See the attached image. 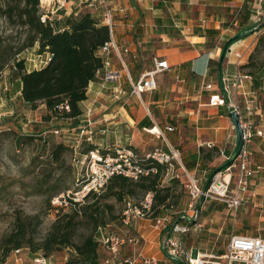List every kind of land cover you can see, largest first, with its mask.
Returning <instances> with one entry per match:
<instances>
[{
    "label": "crops",
    "instance_id": "1",
    "mask_svg": "<svg viewBox=\"0 0 264 264\" xmlns=\"http://www.w3.org/2000/svg\"><path fill=\"white\" fill-rule=\"evenodd\" d=\"M110 1L115 9L113 39L119 51L113 50L109 58L111 68L122 72L121 82L104 83L101 80L103 74H99L89 87L88 99L82 103L84 115L76 121L78 128L72 131L80 133L86 123L87 109H91L93 112L90 120L95 124L92 126L94 134L91 145H98L101 151L118 146H131L136 150L142 149V155L156 149L165 153L176 150L181 154V164L174 162L176 168L182 165L197 180L200 187H206L212 172L228 162L238 144V132L232 118L231 105L238 102L244 106L248 98L244 95H255L258 110L254 122L257 126L264 125V88L263 85L261 88L257 87V74L245 80L242 90H238L237 94L228 100L227 105H210L212 96L226 94L224 80L235 79L237 75L249 72V69L244 67L250 62V56L256 48L257 36L262 29L232 44L224 60L220 61V58L223 45L229 38L237 36L248 27L262 24V18H257L264 13V0H261L262 3H259V0ZM259 7H263V11L258 10ZM247 11L251 13V18L245 23L243 19ZM94 15L97 19L101 18V13ZM125 48L130 51L126 53L123 50ZM155 58L167 61L171 66L170 70L156 76L158 87L154 92L143 93L140 97L130 95L132 82L139 81L141 75L154 68ZM36 59L34 54L30 56L29 68H32V65L36 67ZM219 61L222 62L221 76L217 72L212 73L210 68L212 62ZM15 83H10L5 78L0 82V90H4L3 95L9 107L0 105V117L14 111L15 106L10 103L13 98L23 102L20 83ZM118 85L123 93L120 99H116L114 95ZM208 86L211 88L208 89ZM5 118L7 117L2 118L0 133L11 130L9 126L5 128L9 123ZM71 121L69 125L73 123ZM125 123L133 129L132 138L135 135L140 138L138 145H134L132 140L123 143ZM62 124L64 125V122ZM171 127L173 130L169 131ZM154 128L159 129L162 137H154L148 132ZM29 132L28 135H32L35 130L31 129ZM77 136V140L73 142L76 144L74 147L81 145L80 135ZM152 144L154 149L146 152L148 147H153ZM249 148L252 152L248 165L251 174L249 193L246 197L248 202L245 206L256 208L264 205V138L255 137ZM171 180L165 176L163 183ZM186 180L184 176L179 181L183 185ZM187 202L184 203L185 211L191 200ZM206 208L204 204L202 210ZM227 211L230 214L231 211ZM185 216L188 223L183 225L190 226L191 231L189 234L180 235L183 243L190 236H199V231H202L197 228L199 222L203 226L208 221L214 223L217 220V215L204 218L203 221L201 218L195 220L189 209ZM147 221L151 222L150 225L146 224L151 228V233L164 232V242L169 235H166V229L158 230L149 218ZM131 227L132 221L125 226L123 233H131ZM137 234L145 236L146 240L137 246H123L115 264H124L123 260L127 259L124 256L130 251L134 252V256H129L130 258H135L143 252L145 259L153 258L157 261L156 264H185L183 261L169 262L163 243L160 244L163 251L152 252V247L148 245L151 243L148 241L149 235L140 231ZM190 250L194 254H214V249L207 247H192ZM110 257L106 248L100 246V263L103 264L104 260ZM39 259H43V262L37 263ZM6 264H67V257L60 253L46 257L23 248L20 254L13 253ZM137 264L150 263L138 258Z\"/></svg>",
    "mask_w": 264,
    "mask_h": 264
},
{
    "label": "trees",
    "instance_id": "2",
    "mask_svg": "<svg viewBox=\"0 0 264 264\" xmlns=\"http://www.w3.org/2000/svg\"><path fill=\"white\" fill-rule=\"evenodd\" d=\"M40 3L41 0H4V4L0 6L1 17L9 25V29L15 30L16 35H8L0 27V82L5 78L10 83H20L25 108L34 112L43 105L48 113L45 117L47 121L54 119V116L60 117L64 126L72 131L78 128L76 121L84 115L82 103L88 99L90 85L104 70L102 49L112 40V35L109 25L88 11L76 16L72 14L43 22ZM250 14L247 11L243 22L246 23L251 18ZM263 27V23L256 27H248L237 36L229 38L223 45L220 61L224 60L232 44L244 40ZM263 39L264 33L260 37V40ZM32 54L37 58H43L46 63L36 67L32 65V68H29L28 63ZM220 61L211 63L212 73L217 72L220 75L222 67ZM253 66V61L250 60L244 69ZM255 74L256 85L261 88L264 84V71L249 75ZM69 121L73 123L69 125ZM21 135L24 136V140L40 139L46 142L42 134ZM90 143L84 139L75 151V143L57 142L48 153V157L52 159L50 165L61 163L69 151L76 155L77 164H81L84 155L91 150L99 149L98 145ZM101 153L111 155L115 151L106 149ZM144 165L156 167L157 174L142 176L139 180L114 176L102 191L90 192L80 202L68 198V205L52 206L51 196L48 204L57 215L46 236L41 234L43 220L39 216L16 214L11 230L0 235V264H6L13 253L23 248L46 257L65 249H72L74 254L68 259L67 264H101L98 228H106L108 221L117 219L123 223L124 212L130 204L140 207L154 225L160 220L170 219L171 223L165 230L166 235L171 234L174 225L188 223L185 215L178 214L184 210V185L176 179L164 184L167 173L165 166L153 161L145 162ZM225 167L226 163L220 169ZM220 169L213 171L210 178ZM81 172V179L76 181V186L83 184L86 179L84 168ZM43 187L44 185L41 188ZM57 190L59 186L53 185L48 193L54 194ZM8 195L6 187L0 188V201L5 200ZM148 195L152 201L149 209L142 206ZM112 199L126 205L122 215L115 216L116 204L109 202ZM81 224H87L90 231L81 243H76ZM220 253L223 254L222 251Z\"/></svg>",
    "mask_w": 264,
    "mask_h": 264
},
{
    "label": "built area",
    "instance_id": "3",
    "mask_svg": "<svg viewBox=\"0 0 264 264\" xmlns=\"http://www.w3.org/2000/svg\"><path fill=\"white\" fill-rule=\"evenodd\" d=\"M42 11V21H53L55 18H61L62 16H69L74 14L75 16L83 11L101 13L103 22L109 25L110 35L112 40L102 49L104 55V70L101 80L104 83L110 81L119 84L122 78V72L114 70L110 65V54L113 50L119 51L117 45L113 39L114 19L113 12L115 11L113 4L110 0H41L40 3ZM264 33V28L261 30ZM126 53L130 49H123ZM39 59V60H38ZM36 66L45 64L46 61L39 57L36 60ZM154 68L145 72L139 78V81L132 82V89L130 95L140 97L143 93L154 92L157 87L156 76L165 72H168L171 68L167 61L158 58L154 59ZM252 76L248 74L237 75L235 79L224 80L225 95L212 96L210 99V105L212 107L225 106L228 104V100L237 94V91L242 90L245 80L251 79ZM211 86H208L210 89ZM264 88V84H263ZM234 89V90H233ZM122 91L120 86L116 87L114 92L115 98L120 99L122 97ZM248 96L245 105L235 102L231 105L232 111L236 112L239 117V122L242 129L243 146L240 151V155L236 159L235 163L231 166H227L224 169H220L212 178L209 179V183L206 187H200L197 180L180 165L176 168L174 162L181 164V154L178 151H172V153H165L162 150L156 149L152 152L140 155L130 146H118L114 149L115 153L111 155H103L100 149L89 151L83 156L81 165L85 168L84 177L86 178L83 184H78L79 188L76 191L68 190L62 196L56 197L53 200L55 205H68V198H72L74 202H80L90 192H100L105 189L108 182L114 176H123L133 180H139L142 176H149L151 174H157L156 167H147L145 162L153 161L166 167V177L171 179L182 180L185 176L186 182L183 183L186 191L190 195L191 202L189 203V210L192 211L195 220L200 219L201 210L199 205L203 201H214L225 203L230 211L234 214L238 209L245 206L248 202L247 194L249 193L250 183L249 176L251 174L250 164L252 152L250 151L249 144L255 137L264 138V125L257 126L254 122L257 115L258 107L256 106L255 95L245 94ZM91 109H87L86 125L81 128L80 138L85 135V140L91 142L92 131L87 132L86 129H92L93 122L90 120ZM156 128L148 130L150 134L161 136V132L157 131L154 134ZM173 128H169V131ZM57 135H63L64 131H55ZM80 139V142L82 143ZM208 147H212L208 145ZM79 146L75 147L77 151ZM231 157L228 158V161ZM150 195H148L143 202L142 206L149 209L151 206ZM237 216V214L235 215ZM123 225L128 226L132 218L148 219L145 213L140 207L128 206L124 212ZM191 218V217H190ZM171 223L170 219H163L158 221L155 225L156 229H166ZM190 226L174 225L171 234L163 242L164 249L169 262L183 261L185 264H264V238L259 235H233L228 242L226 252L220 256L213 255H201L194 254L191 250L185 246L180 238V235L189 234ZM97 238L100 242V246L106 248L111 257L104 260L103 264H115L119 252L125 245H140L144 242L145 236L133 235L129 232L125 234H118L117 232H106L105 227H99L97 231ZM22 250L16 251L20 254ZM143 259L145 262L156 264L157 261L153 258L145 259L143 252L135 258L124 259V264H137V260ZM38 262H43V259H39Z\"/></svg>",
    "mask_w": 264,
    "mask_h": 264
},
{
    "label": "rangeland",
    "instance_id": "4",
    "mask_svg": "<svg viewBox=\"0 0 264 264\" xmlns=\"http://www.w3.org/2000/svg\"><path fill=\"white\" fill-rule=\"evenodd\" d=\"M259 3H262L261 0H259ZM3 4L4 0H0V6ZM258 10L263 11V7H259ZM259 18H262L260 23L264 24V13L258 15L257 19ZM0 27L4 29V33L16 36L15 30L9 29V25L1 15ZM261 35L262 32L257 36L258 40L256 48L250 56V60L253 61L254 66L248 70V73L264 71V39L260 40ZM32 63L34 64V62ZM3 92L4 90H0V105L4 104V107L9 108ZM10 103L14 104V111L0 117V124L3 120L2 118L7 117L5 119L9 123H7L8 125H6L5 128L8 126L10 128L11 126L15 128L0 133V188L6 187L9 191V195L6 199L0 201V235L11 230L16 214L23 213L28 216H39L43 220L40 229L41 234L46 236L57 215V212L48 204L51 196L52 206H60L53 204L52 200L56 197L62 196L68 190H78L79 188L75 184L78 179H81V170L84 168L81 164H77V157L74 153H71V151L65 154L61 163H54L53 165H50L52 159L48 157V153L57 142L71 144L70 141L74 142L77 140V135L80 134L68 130L67 127L62 124L60 117L58 118L54 116V119H49L47 121L45 117L48 113L45 106L41 105L38 110L31 113L24 107V104L20 99L17 100L16 98H13ZM85 125L86 123H84L83 126ZM94 125L95 124H93V126ZM126 125L127 124L125 123V129L122 135L124 138L123 143H129L130 140H132L134 145H138L141 141L140 138L136 135L132 138L134 135L133 129ZM31 129L35 130L34 133L36 134H42L47 143L40 139L29 141L24 140V136L21 134H29ZM56 129H61L64 131V134L57 135L55 133ZM44 130L49 131L45 132ZM86 131H92V134H94V130L92 129H86ZM153 136L156 137L157 134ZM86 137L87 135L82 139L80 138L81 141H84ZM48 142L52 144L49 145ZM152 146L153 147H148L146 152L150 149H154L153 144ZM137 152L141 153L143 150H137ZM35 159L37 160L35 161ZM60 182L63 183L60 184ZM43 185L44 187L41 188ZM53 185L59 186V190L54 192V194H52V192L48 193L49 188ZM183 200L184 203L190 201L186 189H184ZM109 202L116 204L115 216L122 215L125 211L126 205L124 203H117L113 199L109 200ZM204 204L207 208L202 210ZM183 206L186 209V206ZM185 209L178 212V214L186 215L189 207L186 211ZM199 210H201L200 218L202 221L204 218L210 216L213 217L214 215H217V220L214 223L208 221L207 223H204L203 226L199 222L197 228L202 230L199 231V236L194 238H191L190 236L187 241H184L185 246H187L189 250L192 247H197L198 249H204L207 247L210 250L214 249L212 252L214 254L212 255L218 256L220 255V251H223V253L226 252L228 242L232 235H259L264 238V205L256 208L250 205L242 206L238 209L236 213L237 216H235L236 214H234L233 211L230 212V216L227 211L229 209L226 205L215 202L211 203L210 201H203ZM147 220L148 219L141 220L140 218L133 217L131 220L132 229L129 228V230L133 235H138L137 233L139 231L143 234L145 233L146 235H149L148 241L151 243L148 245L152 247V252L159 253L160 251H163L160 244L163 243L164 232L157 231L151 233V228L148 226L151 222ZM124 229L125 226L120 219L108 221V225L106 226L107 232L112 233L117 232L118 234H124ZM89 231L87 224H81L77 232L76 243H81L89 234ZM60 254L67 257L68 262V259L74 254V251L72 249H65L64 251H61ZM129 256H134V252L130 251L129 254L124 256V258H128Z\"/></svg>",
    "mask_w": 264,
    "mask_h": 264
},
{
    "label": "water",
    "instance_id": "5",
    "mask_svg": "<svg viewBox=\"0 0 264 264\" xmlns=\"http://www.w3.org/2000/svg\"><path fill=\"white\" fill-rule=\"evenodd\" d=\"M232 118H233V121L236 124L239 140H238L237 147L233 151V154H232L230 160L226 163L227 166H231V165H233L235 163L236 159L240 155V151H241L243 143H244L243 137H242V129H241V125H240V122H239V117H238L237 113L234 112V111H232Z\"/></svg>",
    "mask_w": 264,
    "mask_h": 264
},
{
    "label": "bare ground",
    "instance_id": "6",
    "mask_svg": "<svg viewBox=\"0 0 264 264\" xmlns=\"http://www.w3.org/2000/svg\"><path fill=\"white\" fill-rule=\"evenodd\" d=\"M157 131H159V129H158V128H156V129H155V131H153V132H154V134H156V132H157Z\"/></svg>",
    "mask_w": 264,
    "mask_h": 264
}]
</instances>
